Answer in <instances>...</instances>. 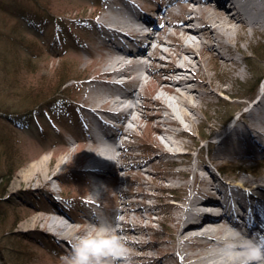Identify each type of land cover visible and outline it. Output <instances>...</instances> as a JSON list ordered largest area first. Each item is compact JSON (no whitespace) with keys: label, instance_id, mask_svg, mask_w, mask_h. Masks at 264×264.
Listing matches in <instances>:
<instances>
[{"label":"rangeland","instance_id":"374dc122","mask_svg":"<svg viewBox=\"0 0 264 264\" xmlns=\"http://www.w3.org/2000/svg\"><path fill=\"white\" fill-rule=\"evenodd\" d=\"M134 1L140 5L154 2L150 3L154 8L166 2ZM109 3L116 4V0H0V182L4 187V193L0 194V264H101L88 254L89 244L80 242L81 233L71 235L70 241L75 239L73 246L56 233L30 228L28 219L35 207L43 213L53 205L65 212L64 218L75 229H84L89 223L91 229L98 228L97 223L86 216L95 212L118 228L143 226L142 233L132 231L131 234L133 240L143 237L149 243L146 251L152 254L157 253V241L165 236L164 246L173 249L172 239L168 237L175 234L172 221L159 218L173 209L170 203L184 202L188 193L198 195L195 186L200 184L194 172L184 174L181 169L205 163L207 168L200 169L205 176L237 179L242 173L253 177L264 167L262 154L250 160H224L228 162L224 169H218L212 160L213 143L224 132L226 120L231 115L236 116L238 108L240 111L246 108L248 103L244 101L248 92L259 89L255 80L264 70V30L252 36L253 46L247 48L253 54L251 63L256 71H251L245 61L242 67L246 69V78L242 76L232 84L240 95L219 91L213 103L202 104L203 109L195 115L193 124L185 121L187 128L183 134H178L174 124L170 125L173 133L168 136L152 128L155 124L169 125L160 123L159 116L153 117L154 110L144 106L156 91L157 77L154 66L150 65L151 68L144 70L145 83L133 90L134 104L139 106L134 114L141 120L128 121L131 129L122 128L115 139L103 137L109 143H117L114 156L110 158L117 167V176L109 169L104 177H99L83 167L108 162L109 157L96 150L95 137L89 132L92 124L99 125L101 130L108 124L97 121L98 114L89 109L85 101L88 87L94 85L89 84L87 78L94 75L97 65L103 64V55L109 50L95 36L96 20ZM169 7L170 12H160L159 23L178 19L181 5ZM167 38L175 40L172 36ZM162 45L169 46L168 42ZM210 64V72L220 73L213 60ZM65 80H68L66 87L61 85ZM40 88L45 92L35 96ZM113 90L121 97V92L127 89L118 85ZM66 93L76 97V101L69 103ZM45 99L58 105L53 106L51 116L43 109L49 106ZM71 103L73 105L66 108ZM114 121L117 125L120 122ZM156 134L161 146L171 149L176 146L182 151L162 153L164 148L156 147L152 140ZM43 154L48 155L51 166L56 165L60 173L55 174L51 168L44 178L35 173L34 179H22L21 171ZM60 157L62 160L58 164ZM45 177L49 181L42 185L40 182ZM18 180H21L19 184ZM96 181L100 183L95 184ZM174 181H188L190 185L173 188ZM116 208H119L117 213ZM42 223L40 221V227ZM115 237L127 238L128 235L120 232ZM110 241L101 242L98 250L114 257L113 252L119 245ZM132 259L126 256L124 262ZM166 263L175 261L169 258ZM151 264L159 263L155 260Z\"/></svg>","mask_w":264,"mask_h":264},{"label":"bare ground","instance_id":"6f19581e","mask_svg":"<svg viewBox=\"0 0 264 264\" xmlns=\"http://www.w3.org/2000/svg\"><path fill=\"white\" fill-rule=\"evenodd\" d=\"M166 3L168 6L177 3L181 5L178 19L162 22L158 29L160 33L146 37L140 34L142 22L139 18L142 15L138 11L140 5L134 0L109 3L106 11L96 20V35L101 36L100 42L104 47L111 45L112 50L103 55V64L97 65L94 75L87 78L89 84H94L88 87L89 95L85 96L88 108L98 114L97 121L108 124L103 130L99 125L89 126L90 134L95 137L96 150L109 156L108 162L84 166L94 175L104 177L106 171L110 170L115 171V177L118 174L117 167L113 166L110 159L114 156L117 143L103 139L110 136V132H107L110 129L109 119L98 112H107L110 117L121 114L124 128L130 130L128 121L136 123L141 120L134 114L139 106L134 104L133 90L145 83L147 79L144 70L151 68L150 65L154 66L157 77L156 91L147 98L144 106L154 110L153 117L159 116L160 123L169 125H152L154 131L166 136L173 133L169 128L173 124L178 127V134L186 132L185 121L193 124L195 115L203 109L202 104L213 103L219 91H227L236 96L241 93L233 89L232 84L242 76L246 78V69L242 67L245 61L251 67L254 57L247 48L253 46L252 36L264 30V0H166ZM213 3L216 4L211 6ZM168 36L175 40H167ZM242 41L246 42L245 45ZM165 42L169 46L162 45ZM136 49L143 54L139 61L135 58ZM210 60L220 68V73L210 72ZM118 85L128 86L126 91L121 92V97L113 90ZM166 93L169 96H165ZM254 94L259 95L256 101L242 110L230 128L214 141L212 160L217 166L224 164V160H250L261 154L264 156V90L248 92L246 97L251 98ZM247 98L245 103L248 102ZM152 140L156 147L164 148L162 153L175 154L182 151L176 146L173 149L161 146L157 134L152 136ZM61 160L60 157L57 163L60 164ZM205 165L201 163L194 168L181 169L184 174L194 172L195 179L200 182L195 186L198 195L188 193L184 202L170 203L173 209L159 218L161 221L166 218L172 221L175 234H169L168 237L172 239L173 249L164 246L167 240L165 236L157 241V253L152 254L146 251L149 243L143 237L133 240L131 234L132 231L142 233L143 226L123 225L118 228L95 212L86 216L96 222L98 228L91 229L89 223L84 229H75L64 218L65 212L55 205L43 213L35 207L36 213L33 212L28 219L32 225L30 228L45 232L48 230L47 233H56L68 241L73 233H81L83 236L80 241L89 244L88 254L101 264H151L155 260L159 264H168L166 260L169 258L175 261L173 264H264V167L253 177L238 173L237 179H227L215 175L205 176L200 171L201 168H207ZM54 166H51L48 155L43 154L21 171L22 179H34L35 173L44 178L52 169L55 174H59L60 170ZM19 181H16L17 184ZM48 181V177H45L40 183L44 185ZM174 182L171 183L173 188H187L190 185L188 181ZM40 183L37 187H40ZM257 202L260 207H256ZM118 210L114 209L116 213ZM235 210L252 211L258 216L257 221L263 223L251 220L244 223L242 229V224L232 219ZM40 221L43 222L41 227ZM120 232L127 233L128 237L117 239L115 235L118 236ZM108 238L119 245L113 252L114 257H109L105 251H98V245ZM70 242L74 246L75 239ZM123 244L127 247H122ZM126 256L132 257L133 261L124 262ZM106 257L108 261L103 262ZM89 261L93 262L91 258Z\"/></svg>","mask_w":264,"mask_h":264},{"label":"trees","instance_id":"16d2710c","mask_svg":"<svg viewBox=\"0 0 264 264\" xmlns=\"http://www.w3.org/2000/svg\"><path fill=\"white\" fill-rule=\"evenodd\" d=\"M251 67H250V69H251V71H256V68H255V66L253 65V63H251V65H250ZM263 73V70H262V72H260V74H258V78L260 77V75ZM68 80H65V81H63V82H61V85H65L66 84V82H67ZM66 86V85H65ZM43 90L40 88V89H38V90H36V92H35V96L36 95H39V94H43L45 91H43ZM65 96H69V93H66L65 94ZM34 98H36V97H34ZM57 98V97H56ZM50 99V98H49ZM49 99H45V103L48 105V102H49V105L50 106H52V101L51 100H49ZM54 100V99H53ZM51 101V102H50ZM33 104H35V103H33ZM48 108L50 109L51 107H49L48 106ZM3 185L1 184V182H0V194H3L4 193V191H2L3 190ZM2 256V255H1ZM2 258H4V256H2Z\"/></svg>","mask_w":264,"mask_h":264}]
</instances>
